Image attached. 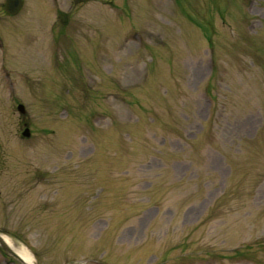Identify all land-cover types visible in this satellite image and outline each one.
I'll return each mask as SVG.
<instances>
[{"label":"rangeland","instance_id":"1","mask_svg":"<svg viewBox=\"0 0 264 264\" xmlns=\"http://www.w3.org/2000/svg\"><path fill=\"white\" fill-rule=\"evenodd\" d=\"M0 232L39 264H264V0L0 13Z\"/></svg>","mask_w":264,"mask_h":264},{"label":"water","instance_id":"2","mask_svg":"<svg viewBox=\"0 0 264 264\" xmlns=\"http://www.w3.org/2000/svg\"><path fill=\"white\" fill-rule=\"evenodd\" d=\"M22 2L21 0H7L6 4H5V9L9 12V13H15L18 11V9L20 8ZM19 109L20 111L24 112V108L22 105H19ZM24 135H28L29 134V130L28 128H26L23 131ZM1 234V233H0ZM0 245L6 250L8 251L10 254H12L13 256H15L16 258H18L20 261H22L24 264H38L37 260L34 259L31 262H25L20 255L9 245L7 244V242H5V240L0 236Z\"/></svg>","mask_w":264,"mask_h":264},{"label":"bare ground","instance_id":"3","mask_svg":"<svg viewBox=\"0 0 264 264\" xmlns=\"http://www.w3.org/2000/svg\"><path fill=\"white\" fill-rule=\"evenodd\" d=\"M0 236L9 244L25 262H31L35 258L33 253L25 245L16 244L8 235L1 233Z\"/></svg>","mask_w":264,"mask_h":264},{"label":"flooded vegetation","instance_id":"4","mask_svg":"<svg viewBox=\"0 0 264 264\" xmlns=\"http://www.w3.org/2000/svg\"><path fill=\"white\" fill-rule=\"evenodd\" d=\"M5 1H6V0H4L3 3L1 2V4H0V13H6V14H8V15H11V14H9V13L4 9ZM24 6H25V0H23V6L21 7V9H20L16 14H14V15L19 14V13L22 11V9L24 8ZM11 16H13V15H11Z\"/></svg>","mask_w":264,"mask_h":264}]
</instances>
